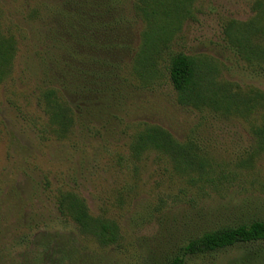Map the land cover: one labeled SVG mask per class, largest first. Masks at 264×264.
Here are the masks:
<instances>
[{"label": "rangeland", "instance_id": "rangeland-1", "mask_svg": "<svg viewBox=\"0 0 264 264\" xmlns=\"http://www.w3.org/2000/svg\"><path fill=\"white\" fill-rule=\"evenodd\" d=\"M166 1L174 7L156 21L147 51L126 63L132 90L122 112L76 120L59 139L37 106L31 30L15 14L18 2L4 0L19 30L8 21L2 26L11 28L17 50L0 82V222L20 217L18 232L33 241L37 235L36 242L44 231L56 233L48 258L76 248L91 259L109 257V264H162L197 234L264 220V61L245 59L230 42L254 17L255 0ZM145 30L136 23L135 47ZM177 53L196 63L197 101L181 104L169 82L168 61ZM146 126L162 128L185 152L135 156L133 137ZM60 191L74 192L92 217L113 224L117 246H102L60 217ZM32 220L47 227L36 229ZM28 249L15 247L11 257L20 260ZM259 254L264 243L187 257L185 264H264Z\"/></svg>", "mask_w": 264, "mask_h": 264}, {"label": "trees", "instance_id": "trees-1", "mask_svg": "<svg viewBox=\"0 0 264 264\" xmlns=\"http://www.w3.org/2000/svg\"><path fill=\"white\" fill-rule=\"evenodd\" d=\"M16 1L15 14L18 13L17 17L29 26L31 40L36 46L32 59L36 63L37 106L59 139L71 133L76 120L82 124L85 120H102L122 112V105L127 103L132 90L125 76L126 63L147 51L156 21L168 17L174 7L166 0ZM3 4L4 0H0V82L11 72L17 50L11 28L5 30L2 26L8 21L18 29L13 20L16 16H7ZM252 9L254 17L240 27L234 42H230L236 45L245 59L255 55V58L264 61V0H255ZM141 21L145 23L146 30L140 34L142 42L138 48L135 47V26ZM18 35L20 37V33ZM252 39L258 40L257 43ZM196 72V63L191 57L177 53L169 58V82L179 94L181 104L200 99ZM130 149L138 156L147 150L184 153L186 147L177 143L162 128L146 126L134 135ZM84 203L82 198L70 191L58 192L54 202L57 214L70 219L80 232L94 236L104 247L117 246L116 227L92 217ZM21 222L20 217H14L11 224L7 220L0 222V264L112 262L109 257L107 261L105 256L95 259L85 257L76 248L71 253L57 251L55 257L48 258L49 246H55L57 234L44 231L40 235L41 240L36 242L37 235L33 241L31 233L25 235L18 232ZM31 223L36 229L47 227L44 221L32 220ZM256 243H264V220H248L197 234L162 264H185L187 257ZM19 246L29 248L20 260L19 257H11V249Z\"/></svg>", "mask_w": 264, "mask_h": 264}]
</instances>
